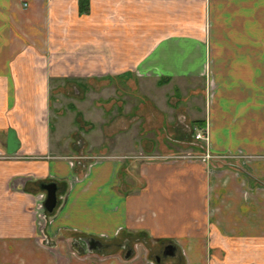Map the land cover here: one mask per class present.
Masks as SVG:
<instances>
[{"label": "crops", "instance_id": "1", "mask_svg": "<svg viewBox=\"0 0 264 264\" xmlns=\"http://www.w3.org/2000/svg\"><path fill=\"white\" fill-rule=\"evenodd\" d=\"M136 72L138 158L53 142L51 82ZM140 239L174 247L159 264H264V0H0V264H156Z\"/></svg>", "mask_w": 264, "mask_h": 264}, {"label": "rangeland", "instance_id": "2", "mask_svg": "<svg viewBox=\"0 0 264 264\" xmlns=\"http://www.w3.org/2000/svg\"><path fill=\"white\" fill-rule=\"evenodd\" d=\"M48 100L50 136L57 146L70 148L77 155L138 158V72L131 80L51 82ZM157 129L148 132V138L156 136L154 139L159 144L172 139L165 129ZM39 205L37 202V212ZM133 240H127L121 248L122 255L126 251L133 254ZM115 250L111 246L99 253H115ZM160 250L156 245L151 246L148 258L153 261Z\"/></svg>", "mask_w": 264, "mask_h": 264}, {"label": "water", "instance_id": "3", "mask_svg": "<svg viewBox=\"0 0 264 264\" xmlns=\"http://www.w3.org/2000/svg\"><path fill=\"white\" fill-rule=\"evenodd\" d=\"M39 189L44 192V200L42 201L40 205V210L42 211L41 218L44 219L46 214H51L53 209L56 206V192L57 187L54 183H46V184H40ZM78 245L77 247L79 249H82L86 253H93L97 252L99 253L101 250H105L108 248V244L102 243L99 240L93 239V238H82L77 241ZM124 246L121 245V248ZM174 247L170 244H166L163 246L162 251L160 253L161 258L165 257H173L174 256ZM131 252L126 251L124 254V258H128L130 256ZM154 260L156 262L159 261V256H155Z\"/></svg>", "mask_w": 264, "mask_h": 264}, {"label": "built area", "instance_id": "4", "mask_svg": "<svg viewBox=\"0 0 264 264\" xmlns=\"http://www.w3.org/2000/svg\"><path fill=\"white\" fill-rule=\"evenodd\" d=\"M25 6V4L23 5ZM206 132H205V128H203L202 130H199L198 132H196L193 136V139L195 141L199 140V141H206ZM201 157V161L203 162H207L211 155L209 154V152L205 149V151H203V153L200 155ZM153 264V263H152Z\"/></svg>", "mask_w": 264, "mask_h": 264}, {"label": "trees", "instance_id": "5", "mask_svg": "<svg viewBox=\"0 0 264 264\" xmlns=\"http://www.w3.org/2000/svg\"><path fill=\"white\" fill-rule=\"evenodd\" d=\"M137 241H138V239H137ZM140 241H142L144 243V245H145V247H146V249L148 251L150 249V247H151V246H149L148 241H146L145 239H140ZM153 261H154V263L159 264L158 262H155V260H153Z\"/></svg>", "mask_w": 264, "mask_h": 264}, {"label": "flooded vegetation", "instance_id": "6", "mask_svg": "<svg viewBox=\"0 0 264 264\" xmlns=\"http://www.w3.org/2000/svg\"><path fill=\"white\" fill-rule=\"evenodd\" d=\"M120 246V244H118L117 242H112L109 246H108V248H110L111 246ZM123 245H126V243L125 244H123ZM78 248V247H77ZM163 248V247H162ZM162 248H161V250H160V253H161V251H162ZM160 253H159V256H160ZM155 258V257H154ZM160 258V257H159ZM156 262V261H155ZM159 262V261H158Z\"/></svg>", "mask_w": 264, "mask_h": 264}]
</instances>
